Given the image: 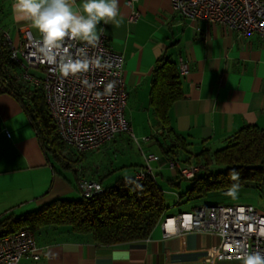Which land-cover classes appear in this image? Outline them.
<instances>
[{
  "label": "crops",
  "instance_id": "0c3cea01",
  "mask_svg": "<svg viewBox=\"0 0 264 264\" xmlns=\"http://www.w3.org/2000/svg\"><path fill=\"white\" fill-rule=\"evenodd\" d=\"M80 2L76 0L77 5ZM13 3L14 0H0V28L9 34L14 46L19 45L26 30L38 39L29 24L14 20ZM134 8L139 17L131 22L125 0H119L123 24L116 27L101 21L98 28L105 29L110 49L123 56L127 90L124 114L134 138L127 137L136 151L116 144V138L84 155L65 146L69 154L65 152L63 160H56L42 150L19 101L0 92V216H19L54 200L81 199L80 179L98 182L103 190L119 180H133L135 170L146 165V154L157 158L149 166L158 188L162 189L159 177L171 188L167 192L161 190L166 206L163 215L174 216L190 206L193 201L183 195H178L174 204L169 199L172 187L179 188L180 184L162 150L174 142L171 135L162 131L149 105L152 71L160 58L174 63L177 72L180 60L187 66L185 75L178 72L182 97L168 113L174 135L183 138L186 146L177 153L176 159L181 163L203 165L195 159L201 150L225 147L230 137L246 126L264 129L261 38L241 37L200 20L192 22L175 13L170 0H137ZM242 204H251L264 215V206ZM162 220L161 217L146 239L112 246L98 245L90 236L75 234L67 226L44 227L33 231L40 259L23 257L18 264H241L239 260L207 259L208 248L219 243L215 235L191 231L164 237ZM114 251L129 255L124 261H114Z\"/></svg>",
  "mask_w": 264,
  "mask_h": 264
},
{
  "label": "built area",
  "instance_id": "2783aa9c",
  "mask_svg": "<svg viewBox=\"0 0 264 264\" xmlns=\"http://www.w3.org/2000/svg\"><path fill=\"white\" fill-rule=\"evenodd\" d=\"M136 1L125 0L131 22L139 17L134 8ZM170 1L175 13L192 22L200 20L216 24L238 36L257 35L264 41V0ZM38 39L26 30L21 34L19 45L14 46L9 34L0 28V47L9 50L10 64V68L0 75V88L8 84L7 78H12L19 83L23 93L32 95L41 90L56 134L77 155L99 150L121 135L134 138L124 114L127 90L123 78V56L110 49L105 35H101L94 46L66 38L65 47L74 56L99 59L105 65L103 68L92 66L88 72L68 77L61 76L52 66L33 55ZM178 72L181 76L187 72V66L181 60ZM85 81L93 87H88ZM109 83L114 85L110 92L107 89ZM142 140L147 141L148 138ZM143 157L146 165L135 170V181L143 180L146 175L152 176L149 163L157 158L153 154ZM168 167L186 181L200 176L205 170L201 164H183L177 159L168 160ZM78 190L82 198L91 199L103 188L98 182L80 179ZM162 219L164 237L191 231L217 236L218 245L207 250L210 262L238 261V245L264 254V215L251 204L202 205L191 212L162 215ZM23 257L33 261L40 259L33 231L25 228L6 236L0 234V264H18Z\"/></svg>",
  "mask_w": 264,
  "mask_h": 264
},
{
  "label": "trees",
  "instance_id": "16d2710c",
  "mask_svg": "<svg viewBox=\"0 0 264 264\" xmlns=\"http://www.w3.org/2000/svg\"><path fill=\"white\" fill-rule=\"evenodd\" d=\"M9 50L0 47V75L10 68ZM0 92L14 96L30 119L42 150L56 160H63L66 147L55 132L41 90L29 95L12 78ZM20 91V92H19ZM19 93V94H18ZM24 97L26 99H24ZM182 97L178 72L167 58L156 61L152 71L149 105L161 129L171 135L173 144L162 150L168 160L185 150L184 139L175 136L169 124V110ZM204 172L190 180L183 194L187 201L205 198L210 193H229L234 184L238 190L264 186V129L246 126L232 135L223 148L201 150L195 155ZM217 167L221 171L211 172ZM239 179H231V172ZM166 210L164 196L152 176L141 181L119 180L91 199L54 200L39 209L19 216L1 215L0 234H14L22 229L37 231L49 226H67L79 235H88L98 245L112 246L146 239Z\"/></svg>",
  "mask_w": 264,
  "mask_h": 264
},
{
  "label": "clouds",
  "instance_id": "9594fccd",
  "mask_svg": "<svg viewBox=\"0 0 264 264\" xmlns=\"http://www.w3.org/2000/svg\"><path fill=\"white\" fill-rule=\"evenodd\" d=\"M13 18L16 22H25L36 31L39 39L34 47L36 55L42 62H46L58 71L63 77L77 73L88 72L90 67L103 68L99 59H90L87 56H74L68 47V41H83L88 45H96L105 29L98 28L101 21L112 23L119 27L123 24L120 15L119 0H14L12 4ZM88 87H93L88 84ZM113 84L109 83L110 92ZM231 179H239V173L231 172ZM238 185L234 184L228 193L235 197ZM264 234V230H262ZM238 259L241 264H264V254L260 251H248L246 246H237ZM129 253L114 251V261H124Z\"/></svg>",
  "mask_w": 264,
  "mask_h": 264
},
{
  "label": "rangeland",
  "instance_id": "374dc122",
  "mask_svg": "<svg viewBox=\"0 0 264 264\" xmlns=\"http://www.w3.org/2000/svg\"><path fill=\"white\" fill-rule=\"evenodd\" d=\"M33 75L35 74L34 72H31ZM116 144H123L124 147H126L127 150H132L133 152L136 151V146L128 139L126 135H121L117 137ZM69 154V150H66V155ZM211 172H217L221 171L220 168L217 167H211L209 168ZM158 181L162 187V191L167 192V187L165 183H162L160 180V177L158 178ZM177 183L180 184L179 188L172 187V191L170 192L171 194L169 195V199H171V203H175L177 200L178 195H183L185 191L188 189L189 186H191L190 181L182 180V179H177L175 180ZM261 191H264V186L261 188H255L254 186H250L248 188H242L240 190H237V195L235 197L227 194V193H222V192H215V193H210L208 194L205 198L200 199V200H195L190 203V206L184 207L182 209V212H190L191 209L194 206H197L198 203L202 205H212V204H217V203H225V204H232V203H253L257 207H262L264 206V196H260ZM168 195L166 194V199L167 200ZM167 203V202H166ZM169 205V204H168ZM200 205V206H202ZM199 207V206H198Z\"/></svg>",
  "mask_w": 264,
  "mask_h": 264
}]
</instances>
